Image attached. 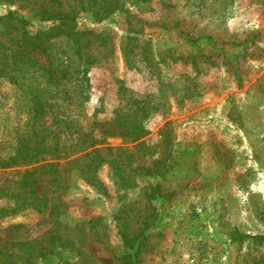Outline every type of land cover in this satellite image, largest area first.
<instances>
[{"label":"rangeland","instance_id":"1","mask_svg":"<svg viewBox=\"0 0 264 264\" xmlns=\"http://www.w3.org/2000/svg\"><path fill=\"white\" fill-rule=\"evenodd\" d=\"M122 1L102 22L78 13L96 59L86 94L56 95L46 78L0 66V264H264V0ZM21 5L0 0V15L28 19L31 35L50 26ZM50 43L57 58L72 52L68 36ZM122 86L160 105L135 141L115 123ZM65 107L99 142L67 158H13L40 145L37 124L52 151Z\"/></svg>","mask_w":264,"mask_h":264},{"label":"trees","instance_id":"2","mask_svg":"<svg viewBox=\"0 0 264 264\" xmlns=\"http://www.w3.org/2000/svg\"><path fill=\"white\" fill-rule=\"evenodd\" d=\"M46 1L49 0H22L21 6L25 7L31 4L32 10L42 20L51 22L47 29L35 35H31L26 28L29 24L28 19L18 16L13 11H9L6 15H0V34L5 35L6 38V43L0 41L1 71L16 79L27 76H34L35 79L44 77L46 78L45 89L49 92H55L56 95H59L63 90L66 93L68 92L70 97L71 91L72 95L75 93V96L78 93L81 95L86 94L89 86L86 85V88H83L82 73L90 64L96 62V59L89 52V49H87L88 44L84 43L81 37L83 32L78 29V13L89 11L96 22H102L111 17L116 11L123 10L124 1L77 0V4L69 10L47 8ZM25 2L28 4L24 5ZM13 32H16L17 36H14ZM59 35L68 36L73 40L71 54L63 59L56 57L50 43V38ZM103 39L105 38L103 37ZM37 50L47 54L49 59L47 67L40 65L31 55V52ZM65 87L70 88L71 91L64 89ZM121 94L124 103L116 111L115 123L122 129L123 136L135 141L149 132L147 119L151 113L156 112L160 105L154 106L149 101L140 99L133 90L125 86H122ZM67 100L65 96L63 102ZM63 108L53 113L52 129L49 131V134L52 133L59 139L54 149L45 151L40 147L43 142L42 138L46 135V130L49 127L41 130L39 127L41 125L37 124L39 129L36 128V133L30 135H36L39 141L37 143H40V145L29 147L27 144H20L13 158H18L24 163L30 160L37 162L43 159L42 154L46 152H50L55 158H67L77 152L87 150L99 142L94 137L93 129H90V131L84 130V124H82L79 115L66 110L67 107H65V110ZM106 133L111 134V132H104L105 135ZM63 136H65L64 140H62ZM76 161L74 160L72 163L74 164ZM23 202L28 203L29 201L23 200ZM38 204L42 207L45 206L43 200ZM12 212H16V210ZM127 242L129 241L127 240Z\"/></svg>","mask_w":264,"mask_h":264}]
</instances>
